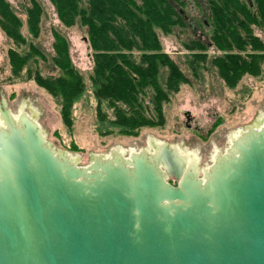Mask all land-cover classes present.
Segmentation results:
<instances>
[{
  "label": "water",
  "instance_id": "obj_1",
  "mask_svg": "<svg viewBox=\"0 0 264 264\" xmlns=\"http://www.w3.org/2000/svg\"><path fill=\"white\" fill-rule=\"evenodd\" d=\"M0 119V264H264V119L202 177L166 143L77 166L33 118Z\"/></svg>",
  "mask_w": 264,
  "mask_h": 264
},
{
  "label": "trees",
  "instance_id": "obj_2",
  "mask_svg": "<svg viewBox=\"0 0 264 264\" xmlns=\"http://www.w3.org/2000/svg\"><path fill=\"white\" fill-rule=\"evenodd\" d=\"M47 1L62 26L84 30L98 120L109 121L115 127L112 132L121 135L161 125L164 104L189 81L164 50L161 35L187 25L183 13L190 0ZM204 5L207 17L199 23L206 30L204 39L182 45L188 70L196 75L209 63L229 87L244 76L262 74L264 0H204ZM23 11L24 20L8 0H0V31L16 46L7 50L13 78L46 59L22 31L25 26L31 39L39 36L43 6L39 0H27ZM52 35L50 61L57 73L44 76L35 66L30 79L58 101L62 121L70 126L73 105L85 94L86 81L72 63L67 37L56 29Z\"/></svg>",
  "mask_w": 264,
  "mask_h": 264
},
{
  "label": "rangeland",
  "instance_id": "obj_3",
  "mask_svg": "<svg viewBox=\"0 0 264 264\" xmlns=\"http://www.w3.org/2000/svg\"><path fill=\"white\" fill-rule=\"evenodd\" d=\"M8 1L24 20L23 7L27 0ZM39 1L44 9L39 36L31 39L25 26L22 31L28 41L44 52L46 59H39L36 65L32 64V70L25 68L17 78H13L7 50L16 46L0 31V102H4L14 118L21 114L33 118L44 139L56 151H65L73 156L77 166H87L92 155L110 157L112 153H119L127 158L131 152L144 150L152 153V144L166 143L175 147L179 154L189 159L193 157L198 176L202 177V171L216 155L223 154L229 148L234 137L256 122L263 124L264 64L263 73L259 76H244L236 86L229 87L209 63L193 75L184 62L183 43L192 39L203 40L206 34L200 25L207 17L204 0H190L189 7L183 13L187 25L176 28L170 35H161L164 50L179 63L189 81L182 84L179 91L164 104L163 123L143 127L136 135L116 134L112 132L115 127L109 121L98 120L95 98L88 81L92 63L83 36L84 30L78 26H62L50 2ZM54 29L67 37L72 63L86 81L85 94L73 105L70 126L62 121L58 101L30 79L35 66L44 76L57 73L50 61ZM102 108L109 113L105 106ZM167 181L171 184L177 182L170 176Z\"/></svg>",
  "mask_w": 264,
  "mask_h": 264
},
{
  "label": "bare ground",
  "instance_id": "obj_4",
  "mask_svg": "<svg viewBox=\"0 0 264 264\" xmlns=\"http://www.w3.org/2000/svg\"><path fill=\"white\" fill-rule=\"evenodd\" d=\"M70 157H71V159H74L73 156H70ZM187 162H188L189 165H192V164L194 165L195 164V159L193 157H191L190 159L188 158V161Z\"/></svg>",
  "mask_w": 264,
  "mask_h": 264
}]
</instances>
